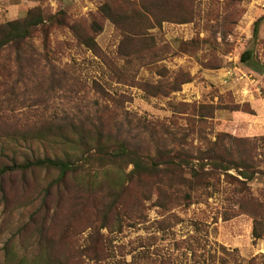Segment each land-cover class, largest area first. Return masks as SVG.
Returning a JSON list of instances; mask_svg holds the SVG:
<instances>
[{
    "label": "rangeland",
    "instance_id": "1",
    "mask_svg": "<svg viewBox=\"0 0 264 264\" xmlns=\"http://www.w3.org/2000/svg\"><path fill=\"white\" fill-rule=\"evenodd\" d=\"M123 1L0 0V25L33 8L44 15L61 10L68 25L101 22L94 51L55 25L46 49L40 36L30 40L29 64L21 60L3 70L0 168L51 152L28 136L22 141L20 133L31 135L56 119L91 116L119 125L121 137L142 154L161 149L164 137L178 147L184 137L188 150L203 149L219 133L248 140L254 155L245 172L253 174L245 181L229 170L244 182L242 193L220 181L211 195L200 192L196 203L169 212L152 206L153 195L137 203L130 186L121 203L126 213L136 205L134 221L121 211L102 219L111 194L97 186L100 169L89 165L45 197L55 172L0 175V264H192L185 246H193V239L205 256L228 252V264H264V0H160L159 14L180 5L185 22L169 20V13L158 15L159 23L130 20L124 35L96 17L103 3H126L129 11L138 0ZM243 52L249 59L240 63ZM171 86L177 90L168 92ZM101 222L106 225L98 229Z\"/></svg>",
    "mask_w": 264,
    "mask_h": 264
},
{
    "label": "trees",
    "instance_id": "2",
    "mask_svg": "<svg viewBox=\"0 0 264 264\" xmlns=\"http://www.w3.org/2000/svg\"><path fill=\"white\" fill-rule=\"evenodd\" d=\"M125 6L126 3L114 8L107 2L103 3L96 17L103 21L108 20L119 34L124 35V27L130 20H137L143 25L148 17H151L153 21L159 23L161 20H156L157 16L164 17L169 13L165 11L159 14L160 0H151L150 3H147V0H138L135 6L131 3L129 11L124 9ZM179 7L180 5L174 9L173 13L168 14L169 20L185 22L186 18H183L184 13L179 10ZM65 18L61 10L44 15L38 8H33L28 10L23 18L1 24L0 76L4 73L3 70L9 67V63L16 66L24 60L26 64H29L28 56L31 55H28L27 48L33 37L40 36L42 48L46 49L47 34L55 28V25L65 28L77 44L94 51L96 49L94 36L101 30V22L92 19L89 23H82V25L81 23L68 25ZM257 21L252 24V39L257 36ZM133 33L138 35L135 31ZM120 37H122L121 40L127 38L122 35ZM142 41L145 42V40ZM3 54H7L4 60ZM137 59L143 61L144 57L139 56ZM248 59V53L243 52L239 62L245 63ZM186 81V79L181 80L177 84ZM176 90V87L171 86L168 92ZM111 125L113 124H104L99 119H92L91 116L76 120L62 118L46 122L44 126L42 125V129L36 132V128L33 129L31 135L30 130L27 134L20 133L22 141L26 142L27 139L24 137L28 136L30 141H35L51 152L38 156H25L19 163L12 162L2 166L0 175L15 171L55 172L56 178L43 191V197H45L53 187L59 188L67 176L75 175L84 165H89L91 168L100 169L102 179L97 186L105 187L108 195L111 194L108 196L110 202L106 203L107 205L101 210L102 219H105L110 212L112 216L122 212L127 219L134 221L133 219L138 217L136 205L132 212L126 213L121 203L124 193L130 186L134 188L137 203L140 200H149L153 195L152 206L161 212H169L180 204L188 206L196 203L200 192L206 193V196L211 195L220 181L226 186L231 184L237 187V193H242L245 190L244 182L229 175L227 173L229 170L236 171L237 175L245 181L249 180L253 174V171L249 174L245 172L247 169L245 161H252L254 155V146L248 140L232 139L228 135L219 133L214 136L213 141H207L203 149L192 147L188 150L184 148V137L179 147L174 145L176 142L171 137H164L161 149L155 146L151 154H142L131 141L121 137L119 125L116 128ZM49 142L50 145H48ZM127 167L129 169L125 172ZM109 170H113V174H110ZM220 177H222L221 180ZM119 202L120 206H118ZM237 209L242 211L241 204H238ZM105 223H99L98 229L105 227ZM252 236L258 237L253 228ZM193 243L197 242L193 239ZM195 244L185 246V252L189 253L192 264L229 263L228 252H224V256H205L199 249L201 246Z\"/></svg>",
    "mask_w": 264,
    "mask_h": 264
}]
</instances>
